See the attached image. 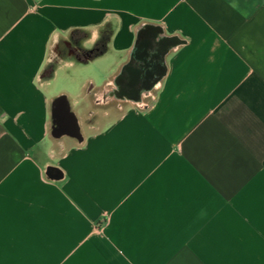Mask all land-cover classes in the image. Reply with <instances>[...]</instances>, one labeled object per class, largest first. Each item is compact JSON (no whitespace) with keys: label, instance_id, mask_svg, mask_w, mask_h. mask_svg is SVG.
Returning <instances> with one entry per match:
<instances>
[{"label":"crops","instance_id":"1","mask_svg":"<svg viewBox=\"0 0 264 264\" xmlns=\"http://www.w3.org/2000/svg\"><path fill=\"white\" fill-rule=\"evenodd\" d=\"M0 264H264V0H0Z\"/></svg>","mask_w":264,"mask_h":264},{"label":"water","instance_id":"2","mask_svg":"<svg viewBox=\"0 0 264 264\" xmlns=\"http://www.w3.org/2000/svg\"><path fill=\"white\" fill-rule=\"evenodd\" d=\"M142 45L144 46L143 43H140V47H142ZM125 71L131 74L132 81H135V75H137V72L130 68H126ZM122 81L123 76L121 75L120 77H118L117 80L112 81L111 83H108L104 86L101 92L106 95L105 101L123 102L126 99L132 102L133 104H142V101L140 100V96H142L141 93L135 91L136 85L131 83L124 85ZM154 87L155 85L150 84L142 85V94L147 95L148 93H150V91H152Z\"/></svg>","mask_w":264,"mask_h":264},{"label":"trees","instance_id":"3","mask_svg":"<svg viewBox=\"0 0 264 264\" xmlns=\"http://www.w3.org/2000/svg\"><path fill=\"white\" fill-rule=\"evenodd\" d=\"M72 36H75V33L72 34ZM107 40H108V36L106 37L102 35L100 40L94 46V48L86 52V55H87L86 61H89L91 59H94L102 55L106 49ZM52 72L53 70L50 69L49 73H52Z\"/></svg>","mask_w":264,"mask_h":264},{"label":"flooded vegetation","instance_id":"4","mask_svg":"<svg viewBox=\"0 0 264 264\" xmlns=\"http://www.w3.org/2000/svg\"><path fill=\"white\" fill-rule=\"evenodd\" d=\"M70 52H72L75 56H79L80 54H82V50L78 47V43L77 40H73V43H71L70 45ZM106 99V95L101 93L97 96V101H105Z\"/></svg>","mask_w":264,"mask_h":264},{"label":"rangeland","instance_id":"5","mask_svg":"<svg viewBox=\"0 0 264 264\" xmlns=\"http://www.w3.org/2000/svg\"><path fill=\"white\" fill-rule=\"evenodd\" d=\"M88 68H89L88 66L78 67V68H75V70H78L79 72H85V71H87ZM103 123H104V125H108L109 121H104Z\"/></svg>","mask_w":264,"mask_h":264}]
</instances>
